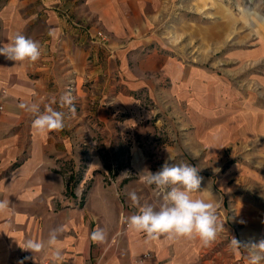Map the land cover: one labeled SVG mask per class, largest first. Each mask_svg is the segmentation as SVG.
I'll use <instances>...</instances> for the list:
<instances>
[{
	"label": "crops",
	"instance_id": "crops-1",
	"mask_svg": "<svg viewBox=\"0 0 264 264\" xmlns=\"http://www.w3.org/2000/svg\"><path fill=\"white\" fill-rule=\"evenodd\" d=\"M4 1L0 44L20 32L42 56H0V200L9 203L0 212V264H53L55 249L60 264H249V250L231 241L264 240V71L243 78L242 66L213 72L159 50L149 33L154 16L179 0ZM68 91L74 113L60 107ZM21 103L63 111L64 128L37 133L36 114ZM165 161L200 169L192 195L215 206L224 225L216 240H148L127 227L138 211L129 192L159 209L164 193L139 173ZM54 229H62L54 245L34 258L24 250ZM96 229L104 242L91 239Z\"/></svg>",
	"mask_w": 264,
	"mask_h": 264
},
{
	"label": "clouds",
	"instance_id": "clouds-1",
	"mask_svg": "<svg viewBox=\"0 0 264 264\" xmlns=\"http://www.w3.org/2000/svg\"><path fill=\"white\" fill-rule=\"evenodd\" d=\"M49 35L54 37L55 30H50ZM0 56L15 63H34L42 56L41 44L17 32L9 42L0 44ZM59 103L61 108L67 107L75 112L74 98L70 91L60 97ZM19 108L36 114L32 127L39 134L59 131L65 126V113L52 106H47L43 113L39 112L36 104L21 103ZM199 170L190 164L170 165L165 161L156 172L145 169L139 173L143 183L154 185L157 190L164 193L163 202L156 210L150 204H141V198L135 191L129 192L132 206L138 211L126 218L128 226L137 232L145 233L148 240L158 239L161 235L167 236L168 239L198 237L205 245L216 240L224 225L218 221L215 206L192 195L199 191L203 179L198 174ZM8 206L7 200H0V212L6 211ZM60 232L62 229L50 232L46 243L29 240L24 250L33 253L34 258V255L43 251L46 245L49 247L54 245ZM105 238L103 229H96L91 234V239L97 243L104 242ZM231 246L233 250L246 247L249 250V264H261L264 260V240L241 245L232 238ZM52 260L53 264H60L62 261L59 249L53 251Z\"/></svg>",
	"mask_w": 264,
	"mask_h": 264
},
{
	"label": "rangeland",
	"instance_id": "rangeland-1",
	"mask_svg": "<svg viewBox=\"0 0 264 264\" xmlns=\"http://www.w3.org/2000/svg\"><path fill=\"white\" fill-rule=\"evenodd\" d=\"M4 2L0 0V6ZM151 32L159 50L187 62L206 65L213 72L242 66L243 78H249L252 72L263 74L264 0H179L166 14L154 16ZM233 54H246L252 59L256 55L261 57L257 56L258 60L252 64H240L229 60ZM199 58L206 61L200 63ZM258 89L259 97L264 100L263 90ZM5 96L2 92L0 103ZM112 159L115 163V157Z\"/></svg>",
	"mask_w": 264,
	"mask_h": 264
},
{
	"label": "built area",
	"instance_id": "built-area-1",
	"mask_svg": "<svg viewBox=\"0 0 264 264\" xmlns=\"http://www.w3.org/2000/svg\"><path fill=\"white\" fill-rule=\"evenodd\" d=\"M0 109H3V105L2 103H0ZM128 227V225H127ZM21 258L24 260V261H29L30 260V256L27 252H23L21 253Z\"/></svg>",
	"mask_w": 264,
	"mask_h": 264
}]
</instances>
